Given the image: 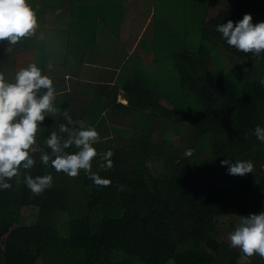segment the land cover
<instances>
[{"label":"trees","instance_id":"1","mask_svg":"<svg viewBox=\"0 0 264 264\" xmlns=\"http://www.w3.org/2000/svg\"><path fill=\"white\" fill-rule=\"evenodd\" d=\"M206 1H192L180 20L185 26L182 42L190 33L195 39L189 48L179 44L171 57L181 94L161 93V81L152 86L135 79L121 84L127 105L116 104L119 88L114 85L109 105L149 110L143 128L149 136L134 138L132 132L117 130L132 140L101 143L103 155L92 160V172L109 179V186H97L84 170L75 178L56 172L36 152L35 166L21 169L19 178L9 181L11 189L0 190V264H219L220 258L223 264H264L259 255L246 256L220 238L223 225L228 231L233 226L220 219L264 211V143L254 135L256 126L264 127V52L242 53L216 31L245 14L253 24L264 21V0H226L225 8L208 21ZM208 51L226 57L229 69H211L204 58ZM6 54L0 51V57ZM153 119L175 129L186 121L185 147L174 142L176 134L169 130L153 138ZM51 120L37 135L39 147L67 123L61 115ZM204 141L209 142L208 151L199 147ZM111 149L114 166L102 168ZM151 157L160 161L156 174L145 172L144 163ZM225 159L250 160L253 171L243 177L229 175L220 163ZM49 173L53 185L40 195L24 183L26 174L34 178ZM28 205L37 206L36 219L19 225L21 209ZM62 213L70 218L60 230ZM117 250L124 254L122 260H115Z\"/></svg>","mask_w":264,"mask_h":264},{"label":"crops","instance_id":"2","mask_svg":"<svg viewBox=\"0 0 264 264\" xmlns=\"http://www.w3.org/2000/svg\"><path fill=\"white\" fill-rule=\"evenodd\" d=\"M208 1L210 5L206 3L205 15L210 13L213 5L217 7L216 4L223 3L225 6L226 3V0L206 2ZM28 2L37 12L39 26L33 35L15 45H10L6 40L0 41V51L7 52L0 59H6L8 65H12L8 74L2 70L0 72L5 75L7 82H15L16 73L20 69L35 63L42 70V74L53 79L56 89L54 103L61 108V113L46 116L41 131L47 130L49 120L57 119L60 115L63 116V111H67L73 121L84 120L86 125L91 124L90 126L96 128L101 138L95 144L98 147L96 158L103 155L104 148L100 142L132 140L125 133L123 136L118 135L117 130L129 134L132 132L134 138L143 137L146 121L143 123L137 119L141 131H137L130 122L133 121L132 116L135 113L145 112L146 109L125 110L119 105L110 106L109 95L113 93L114 85L118 84L116 104L127 105L126 93L121 84L135 79L150 81L149 72L167 74L171 70V66L164 61H167V57L177 55L179 43L175 40L182 43L184 39L185 26L182 21L177 22L180 28L177 34L169 33L173 38L172 48L161 47L156 56L153 48L147 54L143 53L147 44L155 43V34L160 35L159 28L166 32L163 24L156 25L155 21L158 19L151 22L156 17L153 9L156 0ZM187 2L188 0L183 1L185 11ZM148 18H151L150 21H146ZM136 23L137 29L133 27ZM124 28H130L134 32V44L124 41ZM47 44H54L51 45L54 50L51 54L44 48ZM140 49L143 51L140 52ZM153 78L155 83L166 81V77L153 75ZM44 91L46 90H40L41 93ZM117 125L126 126L120 128Z\"/></svg>","mask_w":264,"mask_h":264},{"label":"clouds","instance_id":"3","mask_svg":"<svg viewBox=\"0 0 264 264\" xmlns=\"http://www.w3.org/2000/svg\"><path fill=\"white\" fill-rule=\"evenodd\" d=\"M38 26L37 12L28 0H0V41L6 40L15 45L33 35ZM216 31L222 34L228 46L242 53L259 55L264 52V21L253 24L250 14H245L235 24L229 19L227 23L218 25ZM260 83L264 86V79ZM41 89L46 91L41 93ZM55 100L53 79L42 74L35 63L20 69L15 82H7L0 72V190L11 189L9 181L19 178L21 169L30 170L35 166L33 154L36 152L40 153L41 163L46 167L51 164L56 172L75 178L84 170L97 186L110 185L109 179L92 172L91 162L97 156L93 145L101 138L96 128L86 125L84 120L73 121L69 113L63 111L67 123L61 124L58 131L49 135L44 147L37 146V135L46 116L61 113ZM254 135L264 143V127L256 126ZM72 146L77 151H66ZM112 155L111 150L104 154L102 168L111 169L114 166ZM220 163L227 166V173L232 176L243 177L252 173L254 168L250 160L231 163L225 159ZM53 179L50 173L34 178L30 174L23 177L34 195L51 188ZM228 239L231 247L239 248L246 256L264 258V211L240 216L239 224Z\"/></svg>","mask_w":264,"mask_h":264},{"label":"rangeland","instance_id":"4","mask_svg":"<svg viewBox=\"0 0 264 264\" xmlns=\"http://www.w3.org/2000/svg\"><path fill=\"white\" fill-rule=\"evenodd\" d=\"M183 1L184 0H156V2H154L155 4L153 7H155V8H153V9H154V13H155L156 17H154L151 20V22L158 19L155 21L156 25L161 26L163 24V26H165L166 32L162 28H159L160 35L155 34V43L153 44V42H152L151 44H147L145 46L143 53L147 54L150 51V48H153L152 51L157 56L159 54L161 47H163L165 49L172 48L174 43H173V38H171L169 36V33L175 32L177 34L178 31L180 30V28L177 25V22L179 23V21L181 20L179 18V16L185 15V9L182 10L180 8V4H182ZM192 1H196V0L188 1L187 3L189 5H187V3H186V9H189V6H191L190 4H192L191 3ZM196 4H197V2H196ZM207 4L210 5V2L208 1ZM216 5H217V7L215 5L210 7V13L209 14L207 13L205 15V19L207 21L215 19V17L222 11V9L225 8L223 3L221 5H220V3H218ZM208 11H209V9H208ZM184 17L185 16H183V18ZM150 19L151 18H148V19H146V21H148V20L150 21ZM127 24H128V26H130L129 22ZM133 27H135L137 29L138 28L137 23ZM134 35H135L134 32H132L130 30V28H124L123 37L126 38L124 41L127 44H129L131 42H132V44L135 43L133 41ZM194 40L195 39H194L193 33H190L186 37V40L184 42L181 43L180 41H177V40H175V42L182 44L184 48H186V47L189 48L191 46V43ZM51 45H54V44H47V46L44 47L49 54H51L54 51L51 48ZM0 46H2L1 43H0ZM142 51H143V49H140V52H142ZM204 58L207 61V63H208V61L210 62L211 69H218L221 67H224L226 71L229 69L228 63H227V66H225V63H224V60L226 59V57L225 58L215 57V56H212L210 54V52L208 51L207 54L206 53L204 54ZM166 59H167V61H164V62L165 63L167 62L169 65H170V62L173 61V59L171 57H167ZM231 60H233V63H234V59H231ZM239 62L242 63L243 61L240 60ZM8 64L9 63L6 59H0V70L4 71L6 74L9 73V70H12V65L9 66ZM149 73H150V75H149L150 84L152 86L154 84H156L154 81L153 75H156L159 77H166V81H162V82H159V84H157L158 85L157 87L161 93L164 92V93H167L168 95H173V96H175L178 93L181 94L180 93L181 87L178 88L179 87L178 79L176 78V75L174 72H172V70H170L167 74H162L159 71H154L152 73L151 72H149ZM165 97L168 98L167 96H165ZM148 112H149V110H145V112L140 111V112L135 113V115L132 116L133 121L130 122V125H134L136 127L137 131H141L142 128H140L137 121L140 120L143 123H145L146 118L148 116ZM185 122L186 121L177 123L175 125V127H176V129H175L174 127L172 128L169 123L165 122V120L163 121V120L153 119L152 126L155 127L154 133H153V138H155V139L162 138L163 131L169 130L172 133L176 134L175 137L173 138L174 142H178V144L181 147H185V144L187 142V139H186L187 133H189L188 127L185 125ZM113 126H116V125H113ZM125 126L126 125H117V127H120V128H124ZM147 132H148V130L142 131L143 138L149 136V133H147ZM100 143H102V142H100ZM208 145H209V142L204 141L200 144L199 147L202 148L203 151H206ZM93 146L96 147L95 144ZM144 168L146 169L145 172L147 174L148 173L156 174L160 170V161H157L154 157H151L150 159H147L145 161ZM37 210H38L37 206L28 205L26 207H22L21 213L19 216V221H18L19 225L32 224L36 219ZM60 215L61 216H60V221L58 222V227L60 230H63L65 227V222L67 221L66 219L70 218V216H68L66 213H62ZM239 220H240V216H235V215H230L229 217H226V219H220L221 222L224 221L226 223L233 225V226H229V228H230L229 231H228V229L226 230V227L224 225L222 226V230L224 232H222L220 238L223 241L230 242L228 237H229L230 233H232L234 231L235 227L239 224ZM237 249H239V248H237ZM113 255H114L115 260H122L125 257L124 254L118 250L115 251ZM218 259H219V257H218ZM223 262H224L223 259L220 258L219 264H223ZM168 264H172V262H169Z\"/></svg>","mask_w":264,"mask_h":264}]
</instances>
